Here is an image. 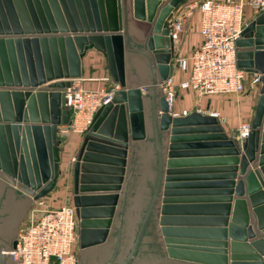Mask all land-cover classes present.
<instances>
[{
	"label": "water",
	"instance_id": "95a60500",
	"mask_svg": "<svg viewBox=\"0 0 264 264\" xmlns=\"http://www.w3.org/2000/svg\"><path fill=\"white\" fill-rule=\"evenodd\" d=\"M183 1L0 0V264H21L32 202L56 187L64 90L90 49L120 89L72 167L80 264H264V12L236 42L260 75L239 141L210 115L173 117L160 91Z\"/></svg>",
	"mask_w": 264,
	"mask_h": 264
},
{
	"label": "built area",
	"instance_id": "2783aa9c",
	"mask_svg": "<svg viewBox=\"0 0 264 264\" xmlns=\"http://www.w3.org/2000/svg\"><path fill=\"white\" fill-rule=\"evenodd\" d=\"M246 7L255 14L263 13L264 0H197L187 6L186 14L168 23V37L174 45L185 30L187 17L197 9L202 37V43L188 58L177 56L175 59V66L181 71L188 69L190 61L188 78L175 85L169 76L159 86L170 108L177 89L192 90L202 96H217L242 93L247 88L245 82L249 89L260 85L258 73L237 67L236 42L245 28L243 13ZM119 89L113 84L109 88L90 90L71 81L64 90V106L70 111V120L68 124L58 126L60 141L64 142L72 135L86 134L95 113L107 105ZM180 116H187V112L183 111ZM210 116L217 118L216 113H210ZM249 132L250 125L243 124L238 138L246 139ZM46 197L33 201L31 213L25 220L20 239L21 264H79V221L75 208L72 205L52 207Z\"/></svg>",
	"mask_w": 264,
	"mask_h": 264
},
{
	"label": "crops",
	"instance_id": "0c3cea01",
	"mask_svg": "<svg viewBox=\"0 0 264 264\" xmlns=\"http://www.w3.org/2000/svg\"><path fill=\"white\" fill-rule=\"evenodd\" d=\"M195 1L197 0H185L175 7L167 20V25L174 18L186 14L187 6ZM258 15L246 7L243 13L245 26L251 23ZM199 22L200 13L195 9L187 17L184 27L185 30L179 37V40L176 44H172V62L174 64H172L169 76L172 77L175 85L185 81L190 72V61L188 69L181 71L175 66V59L177 56L188 58L202 43V37L199 34ZM73 80L77 81L82 88L90 90L109 88L113 85L108 75L105 56L94 49L85 52V55L81 58V75L79 78L72 79L71 81ZM245 84L247 88L242 93L217 96H202L192 90L177 89L174 102L170 108V114L172 116L178 114L179 116L177 117H184L180 116L183 111L187 112V115L193 112H199L202 115L216 113L217 118L215 119L222 134L229 139L238 140L239 128L243 124L250 125L259 97L260 85L258 88L249 89L248 83L245 82ZM82 138L83 136L72 135L66 141L60 143V175L57 179L55 189L46 197L48 204L52 207L62 205L73 206V177L70 166L75 162L74 157L76 156Z\"/></svg>",
	"mask_w": 264,
	"mask_h": 264
},
{
	"label": "rangeland",
	"instance_id": "374dc122",
	"mask_svg": "<svg viewBox=\"0 0 264 264\" xmlns=\"http://www.w3.org/2000/svg\"><path fill=\"white\" fill-rule=\"evenodd\" d=\"M172 64H174V62L171 61V69H172ZM44 87H45V86H44ZM258 87H259V86H258ZM258 87H257V88H258ZM84 135H85V134H84ZM84 135H83V136H84ZM58 138H59V137H58ZM238 140L240 141L239 138H238ZM74 159H75V157H74ZM72 167H73V164H71L70 168L72 169ZM78 228H79V227H78ZM78 252H79V247H78V241H77V253H78ZM77 255H78V254H77ZM167 259H168V258H167Z\"/></svg>",
	"mask_w": 264,
	"mask_h": 264
},
{
	"label": "flooded vegetation",
	"instance_id": "af4514ba",
	"mask_svg": "<svg viewBox=\"0 0 264 264\" xmlns=\"http://www.w3.org/2000/svg\"><path fill=\"white\" fill-rule=\"evenodd\" d=\"M2 179V178H1ZM3 180V179H2ZM4 181V180H3ZM5 182V181H4ZM80 250H79V252L77 253L78 255H77V257H78V262H79V264H80Z\"/></svg>",
	"mask_w": 264,
	"mask_h": 264
}]
</instances>
